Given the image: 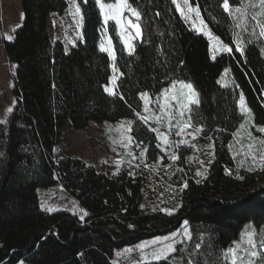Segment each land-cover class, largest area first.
<instances>
[{"label":"trees","instance_id":"1","mask_svg":"<svg viewBox=\"0 0 264 264\" xmlns=\"http://www.w3.org/2000/svg\"><path fill=\"white\" fill-rule=\"evenodd\" d=\"M79 2L84 20L77 44L67 48L49 30L51 13H62L67 0H22L23 22L13 40L4 41L6 56L15 65L17 102L0 124V264H114L117 249L175 228L182 220L189 222L193 239L177 245L186 249L176 254L179 264H186L197 242L204 245L197 257L201 264H223L221 251L247 225L264 226V186H253V173L237 169L228 149L243 118L237 105L241 92L257 123L264 124V43L247 44L245 56H240L231 43L232 21L219 7L221 0H193L213 33L233 48L213 60L208 38L180 17L171 0H134L142 14L143 39L134 41L135 52L129 56L109 29L123 73L118 94L109 96L103 86L112 74L111 61L98 47L103 20L95 0ZM236 2L230 0V5ZM174 79L192 82L199 92L194 123L203 124V134L213 137L216 153L200 183L185 171L172 176L176 185L177 178L189 183L179 194L174 215L141 209L142 168L134 176L128 175V166L113 175L70 154L54 155L67 125L82 129L91 120L127 119L133 121L137 140L150 146L147 160H156L155 133L136 119L133 109L142 111L139 93L155 97ZM56 173L88 212L83 221L66 210L41 209L37 190L57 185Z\"/></svg>","mask_w":264,"mask_h":264},{"label":"snow or ice","instance_id":"2","mask_svg":"<svg viewBox=\"0 0 264 264\" xmlns=\"http://www.w3.org/2000/svg\"><path fill=\"white\" fill-rule=\"evenodd\" d=\"M83 2L87 3L88 0H83ZM67 3L68 8L66 14L72 17L78 30L82 29L84 14L80 4L77 0H67ZM171 3L175 5V10L180 14V17L191 24L193 30L197 33H202L208 38L213 60L216 59L217 54H231L233 52V48L230 47L229 43L222 41L209 28V24L202 16L201 6L199 4L194 5L193 0H171ZM95 4L99 8L100 16L103 20V32L101 33V39L98 45L99 51L107 54L111 61L110 67L112 69V75L109 77L108 83L103 87L109 96H115L118 94L117 89L120 87L118 81L123 73H120L117 68L116 50L112 38L108 35L107 26L109 21H114L120 41L124 45V49L128 55L131 56L135 52L133 41L143 39V28L140 24L142 14L138 7L133 6L134 0H114V2L95 0ZM219 7L222 8L223 12L232 21L233 39L231 43L235 45V51L240 56H245L247 44H252L253 41L264 43V0H237L234 6L230 5V0H221ZM156 15H159V13ZM21 18L23 19V15ZM53 24L55 25V21ZM245 34L251 39L245 40ZM77 35L79 38H82V32L78 31ZM13 38L12 35L6 36V39L9 41L13 40ZM260 51L264 55V47ZM228 71L229 69H225V73ZM138 95L142 101V111L144 114L133 109L135 117L147 126L149 131L155 133V147L160 149L163 155L157 157L156 163L148 164L146 161L148 159L149 148L144 140H137L132 134L133 121H121L116 127V131L120 134L119 139H113L112 143L114 145L118 144L121 148L125 149L123 156H127L128 160L125 161L123 156L121 159H117L115 161L116 171L113 175L119 174L121 166L125 163H127L130 169H138L143 165L145 169L157 174H159L160 166L163 165L165 174L171 179L177 172L184 171L183 168L179 167H176L172 172L168 171L181 159L179 155L181 146L191 148L198 152L203 151L208 157L207 165L213 163L216 156L213 137L209 136L208 140L210 143L204 146H198L192 142L205 130L203 124L194 123V115L201 101L200 94L192 82L174 79L167 87L161 88L155 97L150 95L148 91H143ZM119 98L124 100V95L119 93ZM237 105L243 121L232 133L235 144L230 143L228 149L232 153L233 160L237 163V168H245L249 172L256 170L264 171V124L257 123L254 112L248 107L245 95L242 92L239 94ZM7 111L11 113L13 109L8 108ZM150 122L155 123L156 127H151ZM3 123L5 121L0 120V124ZM162 128L166 129V131H161ZM253 129L255 133H259L260 135H255ZM217 131H224V129H217ZM173 134L179 137V139H171L170 137ZM245 139L247 143L243 142ZM236 144L239 145V148H236ZM133 146L139 149L138 153L132 150ZM115 150L113 148V151ZM165 157L170 163L164 164ZM187 159L189 161L196 159L202 170L198 169L195 175L207 179L209 168L205 165V161L199 160L195 156H190ZM104 163H107V161H104ZM225 171L228 175L232 174L231 169H226ZM128 175L134 176L135 173L129 171ZM238 179H243V177L240 176ZM200 182V180H196V183ZM188 186V181L183 180V183L179 185V191L182 192ZM169 190L173 192L170 199H175L176 190L172 185H168L160 193L161 203L166 202L163 200V196L164 192ZM40 207L42 210L50 213L58 210L47 206L46 202H42ZM143 207L144 205H141V208ZM178 207H180L179 204L172 208H160L157 206L153 207L152 211H160L171 216L175 214ZM78 211L80 214L79 218L83 221L88 216V212L84 209H79ZM129 227L133 226L129 225ZM192 239L193 236L189 229V222L184 220L181 226L171 234L142 241L135 246V249L131 247L125 248L123 253L117 252L116 256L120 257L122 254H128L134 250H138L141 255L136 261V264H160L161 261H168L169 258H171L172 264H179L176 254L182 253L186 249H179L177 245L184 244L186 241H191ZM202 247H204L202 242H197L194 245L193 252L188 253L189 259L186 260V264H201V261L197 257ZM149 249L150 251H148ZM221 258L223 264H258L260 260H264V230H258L251 224L247 225L240 233V238L232 241L230 246L221 251ZM114 264H116L115 261ZM204 264H207V261Z\"/></svg>","mask_w":264,"mask_h":264},{"label":"rangeland","instance_id":"3","mask_svg":"<svg viewBox=\"0 0 264 264\" xmlns=\"http://www.w3.org/2000/svg\"><path fill=\"white\" fill-rule=\"evenodd\" d=\"M77 2L80 4L79 0H77ZM67 8H68V3H67V7L62 13H51L50 19H49V30L54 40L60 39L61 41H63L66 47L69 48L70 46L77 44V42L82 39L78 37L77 33L78 31L82 32V37H83V27L80 30L76 28L72 20V17L66 14ZM81 10H82V7H81ZM22 15L24 18L22 0H0V27H1L0 29V36H1V41H0V120H4V121L7 120V117L10 114L7 111V109L8 108L13 109L17 102V98L14 92V89H15L14 67L15 65L11 63L8 57L6 56V53L4 50V41L7 40L6 39L7 35H12L14 37L15 30L23 22V19L21 18ZM132 19L134 20V18ZM54 21H55V25L53 24ZM107 27H108V35L110 36L109 29L112 28L114 30V33L118 36V39L120 41L118 31L116 30L114 21H109ZM102 32H103V29L101 33ZM226 74L227 73H225V75ZM222 83L225 84L224 78L222 79ZM140 112L141 114H144L143 111H140ZM125 120L127 119H121L118 121L91 120L89 121L88 125L82 129H77V128L71 127L70 125H67L62 130L59 143L53 148L54 155L57 157V156H61L64 154H70L74 157L81 158L87 164L94 165L99 172L113 174L116 171L115 161L117 159H121V157L123 156L125 152V149L121 148L118 144L114 145L112 141L113 139H119L120 134L116 131V127L121 121H125ZM242 121H243V118H242ZM151 127H156L155 123H151ZM161 131H166V129L162 128ZM253 132L255 135H260L259 133H255L254 129H253ZM208 137L209 136L202 133L195 141H192V142L197 144L198 146H204L210 143V141L208 140ZM170 138L173 140L179 139V137H176L174 134ZM189 139L191 138L189 137ZM244 141L247 142L246 139ZM234 142H235V139L232 136V144ZM145 144L148 146L150 150L149 144L147 143ZM238 146L239 145L236 144V148H239ZM113 148H115L116 150L113 151ZM132 150L137 153L139 152V149H136L134 146ZM160 155H163V153H161L159 149L158 156ZM179 155L181 159L176 162V165L172 169L168 170L169 172L174 171L176 167L183 168L186 175H192L194 176L196 180H200L201 177H197L195 173L198 169L202 170L201 166L196 159L189 161L187 158L190 156H195V157H198L199 160H204L205 165L209 168V171H210L211 165H207L208 157L204 154L203 151L198 152L191 148H186L184 146H181V148L179 149ZM148 157H149V152H148ZM123 158L125 159V161L128 160L127 156H123ZM237 159H239V157H237ZM181 160H182V163L180 162ZM104 161H107V163H104ZM156 161L157 159L154 161L147 160L146 162L154 164L156 163ZM165 163L167 164L170 163V161L167 160L166 157L164 160V164ZM126 166H128L127 163L123 164L121 168L126 167ZM140 168L144 170V171L143 170H139V171L141 174H143L144 180H145V185L142 190V203H141V205H144V207L141 208L143 211H152V208L157 207V206L160 208H163V207L172 208L176 206L177 204H179V200H180L179 194L181 192L179 191V185L182 184L183 180L185 179H180V178L175 179L176 181H179L178 185H176L177 183L175 184V182H171V179H169L168 176L165 174L163 165L160 166L159 174L155 172H150L148 169L143 168V165H141ZM138 169L133 168L132 171L136 172ZM227 169H230V168H227ZM237 169H240V168H237ZM178 173L179 172H177L176 174ZM252 173L254 175L253 186L255 188L263 187L264 186V173H262V171L260 170L252 171ZM55 175H56V179L58 180L57 185L51 188H39L37 190L38 195L40 197V202L41 203L46 202L47 206L56 208L58 209L57 211L66 210L73 214L76 213V215L79 216L80 214L78 210L84 209V208L80 205L77 199L74 198L67 191V189L63 185V182L59 178L58 174L56 173ZM168 185H172L173 188L176 190L175 199H170V197L173 195V192L169 190L167 192H164L163 200L166 202L161 203L160 193L163 192L164 189L168 187ZM182 222L183 220L177 226H175V228H170L168 231L166 230L165 232H162L161 234L143 239L133 245L124 246L120 249H117L112 259L113 263L115 261L116 264H136V261L140 258V255H141L138 250H134L132 253H128V254H122L120 257H117L116 253L117 252L123 253V250L129 247L135 249V246L141 243L142 241H147V240L154 239L156 237H162V236L169 235L173 231H175L179 226H181ZM253 226L256 227L258 230H264V226H256V225H253ZM148 251H150V249ZM258 264H264V260H260Z\"/></svg>","mask_w":264,"mask_h":264}]
</instances>
